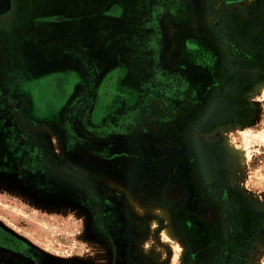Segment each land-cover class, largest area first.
Segmentation results:
<instances>
[{"label": "rangeland", "instance_id": "374dc122", "mask_svg": "<svg viewBox=\"0 0 264 264\" xmlns=\"http://www.w3.org/2000/svg\"><path fill=\"white\" fill-rule=\"evenodd\" d=\"M245 20L230 55L224 35ZM257 42L264 0H10L0 17V264H202L183 225L225 235L235 198L256 218L239 264H264V144L249 139L264 128V82L247 65ZM58 76L68 101L38 118L28 89ZM229 78L252 84L253 126L238 124ZM110 79L119 96L97 108ZM195 191L213 204L194 203Z\"/></svg>", "mask_w": 264, "mask_h": 264}, {"label": "trees", "instance_id": "16d2710c", "mask_svg": "<svg viewBox=\"0 0 264 264\" xmlns=\"http://www.w3.org/2000/svg\"><path fill=\"white\" fill-rule=\"evenodd\" d=\"M241 29L238 34H225L226 39L224 44H227V53L236 56L237 46H230L236 38H244L249 30V22H241ZM263 35V34H260ZM260 47L255 50L252 59H249L251 68H258V81L264 82V44L257 42ZM225 55V52L223 53ZM229 78L227 84L235 86L238 91V98L233 101L236 109L237 122L242 127L253 126L257 117V112L244 98L245 94L252 90V84L245 79ZM193 202L199 206H210L214 200L209 195H204L201 192L195 191L192 195ZM229 199V198H228ZM231 199V198H230ZM225 235H223L215 226L209 225L206 222H201L203 228L192 226L185 228V239L189 245L201 251L203 258L202 264H239L243 248L251 239L256 226V218L253 213L249 212L239 198L231 199L230 204L225 206ZM187 237V238H186Z\"/></svg>", "mask_w": 264, "mask_h": 264}, {"label": "flooded vegetation", "instance_id": "af4514ba", "mask_svg": "<svg viewBox=\"0 0 264 264\" xmlns=\"http://www.w3.org/2000/svg\"><path fill=\"white\" fill-rule=\"evenodd\" d=\"M56 79L45 78L42 80H37L36 82H33V84H31L28 89L29 97L33 105V110L38 118L52 119L61 111L59 110V107L61 105H65V103L68 101V81L62 76H58ZM111 82L114 83L113 79L106 81L105 84L101 86L98 94L97 108H104V106L107 105V101H111V99L119 96L115 84L113 85ZM252 90L247 94L251 93ZM188 111L189 109L186 110V113L183 115H188ZM183 119L185 120L187 118Z\"/></svg>", "mask_w": 264, "mask_h": 264}, {"label": "bare ground", "instance_id": "6f19581e", "mask_svg": "<svg viewBox=\"0 0 264 264\" xmlns=\"http://www.w3.org/2000/svg\"><path fill=\"white\" fill-rule=\"evenodd\" d=\"M245 139L248 140V138H246V136H245ZM249 139H251V141H255L256 143L264 144V128L262 131L257 132L256 134L249 136ZM230 150H231V155H233L236 159H238V161L240 163L245 161V159H246V153L245 152L238 150V149H235V148H232V147H230ZM170 233H171L170 229L168 228L166 230V234L168 235Z\"/></svg>", "mask_w": 264, "mask_h": 264}, {"label": "water", "instance_id": "95a60500", "mask_svg": "<svg viewBox=\"0 0 264 264\" xmlns=\"http://www.w3.org/2000/svg\"><path fill=\"white\" fill-rule=\"evenodd\" d=\"M9 5L10 0H0V17L8 11Z\"/></svg>", "mask_w": 264, "mask_h": 264}]
</instances>
